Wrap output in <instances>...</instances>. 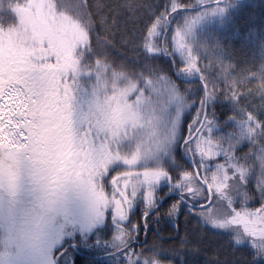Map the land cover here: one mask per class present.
Wrapping results in <instances>:
<instances>
[{
  "label": "snow or ice",
  "instance_id": "snow-or-ice-1",
  "mask_svg": "<svg viewBox=\"0 0 264 264\" xmlns=\"http://www.w3.org/2000/svg\"><path fill=\"white\" fill-rule=\"evenodd\" d=\"M231 7L0 0V264H73L80 247L172 264L161 254L194 233L162 249L139 232L181 211L228 236L233 258L217 264H264V37L239 66L197 39ZM120 45L133 59L113 55Z\"/></svg>",
  "mask_w": 264,
  "mask_h": 264
},
{
  "label": "trees",
  "instance_id": "trees-1",
  "mask_svg": "<svg viewBox=\"0 0 264 264\" xmlns=\"http://www.w3.org/2000/svg\"><path fill=\"white\" fill-rule=\"evenodd\" d=\"M145 2H152V0H145ZM159 2L162 3V0ZM253 36L257 39L264 37V0H233V7L229 9L226 17L205 21L197 26V39H201V42L209 45L218 42L223 46L228 58L233 59L237 66L253 57L255 50L249 42ZM170 40L171 36L169 35ZM117 43L119 44V34H117ZM120 47L122 52L114 51L113 55L118 58L123 56L129 60L133 59L132 50L128 46L120 45ZM155 60L161 66L170 63V59L163 55L158 56ZM216 112L217 118L221 121L224 120L229 114L227 104L217 101ZM171 199V195L165 197L164 201L161 202V207H166ZM138 213L139 209H137V216L134 219L142 225L143 221L139 220ZM176 219L177 223L173 225L168 217L161 215L158 221H150L147 233L143 231V228L139 232L140 239L145 245H151L155 241L162 249H168L169 246L178 248L180 236L184 235L185 229L189 233H194L190 237L192 241L190 246L180 249L178 255L165 251L161 254L160 259L165 262L171 260L172 264H181L182 256L184 264H217V261L223 260L225 256L229 260L233 258V252L228 246V237L225 234L217 235L215 229L205 224L201 229L195 223V217H190L185 221L183 211L179 213ZM177 229L179 235L176 234ZM107 234L105 233V235ZM136 247L139 248L141 245ZM235 257L238 260L241 259L240 253H235ZM71 259L73 264H111L110 258L104 255L103 250L100 249L77 248L71 253Z\"/></svg>",
  "mask_w": 264,
  "mask_h": 264
},
{
  "label": "rangeland",
  "instance_id": "rangeland-1",
  "mask_svg": "<svg viewBox=\"0 0 264 264\" xmlns=\"http://www.w3.org/2000/svg\"><path fill=\"white\" fill-rule=\"evenodd\" d=\"M199 40V39H198ZM199 41H201V39L199 40ZM205 62H207L206 60H205ZM192 114L194 115L195 114V110H193L192 111ZM223 121V120H222ZM230 123V122H229ZM225 129H223V128H221V131H224ZM196 219H198V218H196ZM205 225H207V226H210V225H208V224H205ZM214 231H216L217 232V230H214ZM221 233H223V232H221ZM224 234V233H223ZM226 235V234H225ZM227 236V235H226ZM228 237V236H227Z\"/></svg>",
  "mask_w": 264,
  "mask_h": 264
}]
</instances>
